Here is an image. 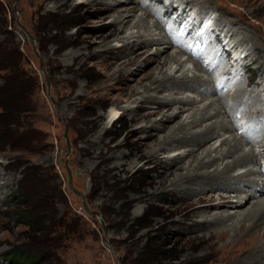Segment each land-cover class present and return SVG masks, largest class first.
Wrapping results in <instances>:
<instances>
[{"label":"rangeland","instance_id":"1","mask_svg":"<svg viewBox=\"0 0 264 264\" xmlns=\"http://www.w3.org/2000/svg\"><path fill=\"white\" fill-rule=\"evenodd\" d=\"M194 1L199 5L195 6ZM206 1L209 5L200 0H0V264H5L14 251L45 250L44 239L52 243L53 249L48 253L64 264H125L141 253L148 242L160 248L161 259L166 258L163 264H244L245 259L254 264L251 255L261 241L243 242L239 228L231 231L229 223L228 236L220 240L214 237L216 232L203 227L201 215L195 214L196 206L190 202L199 195L197 191L203 184L193 187L188 178L179 183V176L185 175L184 162L191 164L196 159L186 156L177 161L178 151L157 152L169 133L168 128L161 126L156 132L149 130L152 122L160 118L158 115L142 124L131 122L122 110L113 122L107 118L110 109H121L128 101H142L143 105L142 88L156 75V63H151L155 47H140L141 41L129 38L131 31H137L142 24L151 25L155 17L140 19L133 29L130 22L124 23L144 12L138 3L156 12L160 22L172 31L170 37L177 45H188L201 55H192L191 60L186 54L178 56L185 69L189 68V77L196 73L194 67L199 58L203 62L205 56L212 55L210 65H200L203 72H197L203 84H196L182 95L187 100L196 97V103L190 107L179 105L185 110L168 127L190 114L187 108L207 112L214 106L218 110L217 102L207 104L218 98L214 93L222 77L223 82L218 84L222 93L216 94L225 97L227 106L240 92L252 98L249 91L264 89V0ZM183 6L185 10L181 12ZM133 7L137 9L128 13L127 9ZM199 7L205 12L193 20ZM226 10L229 15H224L225 19L250 31L254 40L247 38L248 42L256 48L243 41L244 36L235 35L237 32L225 37L223 26L217 28V14ZM208 23L214 34L199 36L200 28ZM118 29L124 31L118 39L107 37ZM189 29L191 33L181 39ZM234 38L244 44L242 47L248 44L250 55L231 44ZM207 42L209 48L204 49ZM173 51L171 48L168 52ZM136 54L137 65L126 66V56ZM237 56L243 59L235 62ZM159 57L163 59L164 54ZM170 66L175 65L171 62L165 69ZM216 66L222 68L216 70ZM179 75L175 70L174 76ZM140 79V92L127 99L124 90L135 87ZM159 91L154 100H163L168 93L163 87ZM13 92L21 97L17 105H12L13 110L17 109L3 113ZM203 96L208 100L199 102ZM257 97L264 99L263 94ZM262 105L264 110V100ZM175 106L178 105L172 108ZM245 108L242 105L233 115L230 113L232 119L228 117L231 126L238 129L208 143L191 142L193 154L212 144L219 148L224 139L232 138L231 134H238V138L247 136L250 143L241 139L242 149L256 152L255 141L264 138L259 133L264 132V124L258 123L257 128L247 126V121L257 116L250 120ZM214 120L205 121L192 131L203 130ZM66 126L67 142L63 137ZM246 128L252 133H245ZM169 155L176 158L174 163L166 160ZM259 160L263 165L264 154ZM65 162L74 187L85 195L88 208L98 216L85 213L81 198L69 190ZM28 171L29 185L24 181ZM243 172L245 169H235L232 173ZM17 186L29 187L35 205L46 212L36 217L33 225L19 219L16 204L10 199ZM188 186L196 191L190 197ZM263 262L264 257L256 261Z\"/></svg>","mask_w":264,"mask_h":264},{"label":"bare ground","instance_id":"2","mask_svg":"<svg viewBox=\"0 0 264 264\" xmlns=\"http://www.w3.org/2000/svg\"><path fill=\"white\" fill-rule=\"evenodd\" d=\"M200 1L202 3L209 5V2L206 0H200ZM193 3L195 4V6L199 5V2L194 1ZM138 5L140 7V10L142 9L144 10V12L141 10L142 12L139 18H134L133 20H127L124 23L128 24L130 22L131 28L133 29L135 28V24L140 19L142 18L145 19L146 17H150V16L153 18L155 17L154 18L155 20L151 25L142 24L139 25L137 31H131L129 33V38H135L141 41V44L139 45L140 47H145L149 45H153L155 47L154 49L155 52L152 55L153 59L151 60V63H156V68H155L156 75L149 82L148 85H145L142 88L143 90L142 98H145L142 103L143 105H141L142 101L139 102H135L134 100L130 102L128 101L126 106L121 109L118 108L110 109L107 118L110 122H113L115 119H117L120 116L122 110L123 114H126L128 118L131 120V122L142 124L146 120L154 117L155 115H158L160 118L157 121L152 122V125H150L149 130L156 132L160 129L161 126L163 129L168 128L169 133L167 135L168 137L166 138L167 141L163 143V145L157 148V152L165 153L171 150L178 151L179 156L177 157V161H182V158H185L186 156H188L189 159H196V161H194L191 164L184 162L183 169L185 171V175L179 176L180 178L179 183H183L184 178H188L189 182L193 185V187L198 183L203 184L202 187H199L201 188V190L197 191L200 192L199 195L195 199L190 200L191 205L196 206L195 214L201 215L203 227L205 226L208 230L211 229V232L213 233L216 232L214 237L218 240H220L221 238L224 239L225 237L228 236L227 230L229 227H230L229 230L231 231L234 230L235 227H238L239 230L241 231L239 232L242 234L243 242L250 241L252 243L253 241L254 242L261 241L260 242L262 243L261 246L258 249H256L254 254L251 255L253 257L252 259L255 260L254 264H257L256 261L264 257V242H263L264 241V164L263 165L259 164L260 161L259 158L261 157V154H264V138L255 141L256 143L255 146H258L256 152H254L251 149L248 151H244L242 149V145L244 143L245 144L250 143V140L249 138H247V136L241 137L240 135L238 138V134H231L232 135L231 139L230 138L224 139L220 143L219 148L218 146L216 147L215 144H212L207 148V150H201L197 154H193L194 149L191 148L189 144H191V142L195 144H199V142L201 141L202 143L205 142L208 143L216 137L218 138L230 132L233 133V131L238 129L237 128L238 126L232 127L230 121L228 120L229 119L228 117L230 113L232 114L233 112L238 111V109L242 105L243 106L245 105L246 107L245 112L247 113V116L250 120H252L254 116H257L255 120L247 121L250 123V125L247 124L246 125L249 127L257 128L258 123H260L259 125L263 126L264 110L262 108L263 107L262 103L264 99H260L259 97H257V94H259L260 96L261 94L264 95V89H262L259 92L249 91L248 95L252 98H247L245 96H242L241 95L243 94L242 92L237 94L238 93L237 90L235 91V94L237 95L234 96L232 99L233 103L231 104V106L230 105L227 106L228 103L225 102V97H223L222 95L221 96L217 95L218 93H222V90L218 89V84H221L223 82L222 81L223 77H222L220 80L218 79L217 82L218 84L215 90L217 94L214 93L215 97L217 96L218 98H216L215 100H210L209 103L207 101L208 103L207 106L210 105L212 106L217 102L220 106V108H217L218 110H215L214 106L210 107V109H208L209 111L207 112L205 111L202 112L203 109L198 110L197 107L187 108L186 111H188L190 114H188L183 120L180 118L181 120L177 122L175 125L168 127V125H170L174 121V119L178 118L179 114L182 113V110L184 108L180 107L179 105L187 104L190 107V105L196 103L195 101H193V99L196 97H191L189 98V100H187L186 98H183L182 95L184 94L185 91L187 92L189 90H192L196 84L200 85L202 83V81L199 79L200 76L198 75L197 72L200 73L203 72L200 65L206 66L210 64H208V62H206V64L205 62H200L199 61L200 58H199L198 60L199 63L195 64L194 67L196 73L192 74V76L189 77L187 75L188 72H190L189 68L185 69L184 61H181V58L178 59V56H180V54H186L188 60L192 59L193 57L192 55L194 54H192L189 50H187L188 45L184 44L187 48L186 47L184 48L181 45H177L176 42H174V40L172 39L173 36L170 37L172 31L167 29L166 25L160 22L158 17H156V12H150V10H148V7H145L144 4L140 5V3H138ZM136 9L137 7H133L130 8L129 10L127 9V12L132 13ZM184 10L185 7L183 6L181 12H183ZM204 12L205 9L199 7V9L194 11L195 16H193L194 17L193 20L200 18V16L204 14ZM224 15L225 16L229 15V11L226 10L225 13L219 12L217 14V18H218L217 28L223 26V29L221 28L220 29L222 30V33L226 34L224 36L229 37L230 36L229 32L235 31L238 33V34L236 33L235 35L240 34L245 37L243 41L247 42L251 48L253 49L256 48V46L249 43L247 39V38L249 39L253 38L252 33L250 31H246V29L242 28L237 22L233 20L225 19ZM238 18L239 20L241 19V21L243 19L239 16ZM208 24L209 27L212 26L210 25V23ZM123 33L124 31L122 29H118L117 31L109 32L107 37L118 39V37H120V35H122ZM182 37L183 36H180L181 39ZM235 38L231 42V44H234L233 45L234 47L236 45L238 47L240 46V48H243L242 51L249 53L250 48H248V44H246L245 47H242L244 46V44H241L240 42L237 43ZM252 40H254V38ZM208 44L209 42H207L205 46L206 49L208 47ZM176 47L179 48L180 51H178ZM171 48L172 50L174 49L172 53L168 52ZM256 50L255 53L257 54ZM163 54H164V58L160 59L159 56H162ZM248 55H250V53ZM210 56L212 55L210 54ZM194 57H199V56L194 55ZM262 59H263L262 62L264 63V58ZM137 61H138V55L136 54L133 56H126V60L124 63L126 64V66L129 65L136 66ZM171 62L172 65L175 66H170L165 69V67L168 66V64H170ZM216 67H215L216 70L222 68L220 66H216ZM137 69L138 68H135V70ZM127 70H128L127 72L130 73L133 72L130 69ZM175 70H177V72H180V75L177 77L174 76ZM141 81L142 79H140L139 82H136L135 87L131 86L124 90V92L127 94V99L132 97L135 93L140 92L141 88L140 87L137 88V86ZM208 81H206V83ZM228 85L229 83L226 84V86ZM162 87L164 92H168V93L165 94L163 100H154L153 97L154 94H157L159 89ZM200 98L201 99L199 102L208 100V98L207 97L205 98V96ZM204 104L206 103L204 102ZM173 105H178V106L172 108ZM152 108H154V110L152 111L148 110ZM171 110H172L171 114H167V112ZM213 110L214 112L211 113V111ZM242 111H244V109ZM230 117H231L230 119L233 118L231 115ZM212 119L215 120L211 124L205 125L203 130H197L196 132L192 131L196 127L200 126L201 123L205 121H210ZM225 119L227 121H225ZM139 128L142 131H144L145 129L143 126L142 127L140 126ZM220 132H223L224 134L220 135L219 134ZM247 132L252 133L250 130L246 128L245 133ZM259 133H261V135L264 136V132L262 130ZM150 137H153V134L150 135ZM241 139H244L243 140L244 143ZM251 142H253V140ZM221 145L223 146L221 147ZM184 146H188L189 147L188 150H186ZM175 159L176 158H173L170 155L169 157L166 156V160L171 161V163H174ZM156 160H159L158 162L162 161V159H156ZM187 164L188 166L186 167ZM211 168L213 169L210 170ZM166 169H171V168H166ZM235 169L236 170L245 169V172L233 175L232 172L235 171ZM252 176H254V178H252ZM188 190H190L188 192V197L193 195L192 192L193 193L196 192L194 191L195 188L194 190H192L191 187L189 186H188ZM214 192H217L216 195L213 194ZM204 193L205 194L208 193V195H204ZM220 209H224V210H220ZM228 223L230 224L229 227L226 226V224ZM244 264H252V263H249L245 259ZM262 264H264V262Z\"/></svg>","mask_w":264,"mask_h":264},{"label":"trees","instance_id":"3","mask_svg":"<svg viewBox=\"0 0 264 264\" xmlns=\"http://www.w3.org/2000/svg\"><path fill=\"white\" fill-rule=\"evenodd\" d=\"M15 92V91H14ZM13 92V93H14ZM19 92V91H16ZM20 93V92H19ZM13 98V99H12ZM20 95L18 93H14L13 97H11L10 103H8L5 107H3V113L8 111H16L17 108L14 110L12 109V105L15 103L17 105V100H20ZM2 100L0 99V105ZM1 116V115H0ZM1 127V126H0ZM1 130V129H0ZM2 143L0 138V144ZM24 181L26 179L27 185H29V171L24 173ZM33 181L36 182V179ZM31 189L29 187H20L17 188L12 192L10 199L13 203L16 204L18 209V217L23 222H28L30 225H33L34 219L39 215L46 213L42 206H36L33 202V197H31ZM27 223V224H28ZM63 226V225H62ZM42 233V231L40 230ZM40 233V234H41ZM42 241L45 250L37 249L36 251H14L11 255L6 258L5 264H64L62 260L56 255L48 253L49 250H52V243L49 240L44 239ZM46 242V243H44ZM48 245V246H47ZM153 246V247H152ZM157 247V248H156ZM158 246H155L151 242H148L144 245L142 252L137 254L135 258L125 262V264H163V261L166 259L165 257L161 259L162 253L158 249Z\"/></svg>","mask_w":264,"mask_h":264},{"label":"water","instance_id":"4","mask_svg":"<svg viewBox=\"0 0 264 264\" xmlns=\"http://www.w3.org/2000/svg\"><path fill=\"white\" fill-rule=\"evenodd\" d=\"M29 35V34H28ZM29 37V39L33 42V40H32V38L30 37V36H28ZM41 66H42V64H41ZM67 126L65 127V134H64V139L66 140V142H67ZM64 169L66 170V172H67V178H68V180H67V185H68V188H69V190L73 193V194H75L76 196H78V197H80L81 198V202H82V207H83V209H84V211H85V213H87V214H92V215H96V216H98V213L97 212H95V211H91L89 208H88V205H87V201H86V197H85V195L82 193V192H80V191H78L75 187H74V185H73V180H72V173H71V170H70V168H69V166H68V164L65 162V164H64Z\"/></svg>","mask_w":264,"mask_h":264}]
</instances>
